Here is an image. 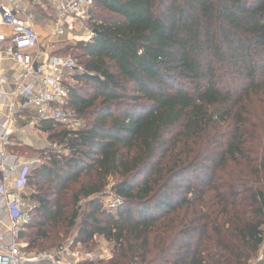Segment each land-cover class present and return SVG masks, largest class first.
I'll return each instance as SVG.
<instances>
[{
    "label": "trees",
    "instance_id": "1",
    "mask_svg": "<svg viewBox=\"0 0 264 264\" xmlns=\"http://www.w3.org/2000/svg\"><path fill=\"white\" fill-rule=\"evenodd\" d=\"M86 23L58 54L83 126L39 121L50 148L16 150L42 162L19 239L55 249L79 221L101 264H264V0H93Z\"/></svg>",
    "mask_w": 264,
    "mask_h": 264
},
{
    "label": "built area",
    "instance_id": "2",
    "mask_svg": "<svg viewBox=\"0 0 264 264\" xmlns=\"http://www.w3.org/2000/svg\"><path fill=\"white\" fill-rule=\"evenodd\" d=\"M46 1L55 10L57 24L70 18L67 23L69 29L76 26L75 21H83L93 7V0ZM31 18V15L23 16L8 6L0 5V25L10 32L4 54L19 69L12 79V89H8L6 95L5 113L0 112V264H80L82 259L73 243L50 252L33 250L28 242L19 239L33 209L25 198L26 179L42 162L35 159L19 163L7 155L6 148L11 144L6 127L22 112L31 111L36 121L49 120L73 129L72 113L65 109L66 85L70 78L83 72L70 55L42 56ZM59 26L56 35L62 36L63 30ZM2 41L4 36L0 35ZM3 83L4 79H0V92ZM119 205V199L113 196L106 202L105 209L114 211ZM109 258L104 257L106 260Z\"/></svg>",
    "mask_w": 264,
    "mask_h": 264
},
{
    "label": "crops",
    "instance_id": "3",
    "mask_svg": "<svg viewBox=\"0 0 264 264\" xmlns=\"http://www.w3.org/2000/svg\"><path fill=\"white\" fill-rule=\"evenodd\" d=\"M0 5L8 6L23 16L31 15V24L39 38L38 50L44 57L60 54L63 49L72 43L77 37H87L82 29H86L90 10H88L83 21H75L74 28L69 29L67 23L70 18L59 23L63 30L62 36H57L60 29L57 24V16L53 6L46 0H0ZM77 23V24H76ZM9 30L0 25V35L4 36V41L0 42V79H4L0 92V112L5 113L8 104V89H12V79L17 75L19 69L14 62L4 54V48L8 42ZM75 36H77L75 38ZM82 36V37H81ZM66 40V41H65ZM66 42V43H64ZM64 43V45H62ZM16 101V103H19ZM37 122V123H36ZM39 121L35 120L31 111H24L20 117L6 127V135L11 145L7 146V155L18 160L19 163L27 161L26 152L22 154L16 150L30 148L32 150H43L41 141L45 136L37 130ZM1 148V141H0ZM34 160V159H31Z\"/></svg>",
    "mask_w": 264,
    "mask_h": 264
},
{
    "label": "rangeland",
    "instance_id": "4",
    "mask_svg": "<svg viewBox=\"0 0 264 264\" xmlns=\"http://www.w3.org/2000/svg\"><path fill=\"white\" fill-rule=\"evenodd\" d=\"M87 17H89L87 15ZM91 25L92 24H88L87 23L85 24V27L86 29H82V31H84L83 34L87 35V37H82V38H79V36H75V38L77 37V39H75L72 43H70L68 46H75L77 43H80V42H87L89 41L92 36H93V33L91 31ZM66 41V40H65ZM66 43V42H64ZM64 43H62V45H64ZM70 54L72 56H74L75 58H77L79 52L78 51H74V52H70ZM77 63L79 64V59L77 58ZM68 84H72V82L70 80H68ZM80 84H78L79 86ZM73 129H70V130H76L78 128H80L81 126H83L84 122L80 119H77V117L75 115H73ZM41 145H42V149H47V148H50V145L49 143L47 142L46 138H44L42 141H41ZM53 149L55 147H52ZM56 152H62V153H65L66 154V151H63L61 147L59 146H56ZM27 192V191H26ZM113 197V193L112 191L110 190V188L108 187L99 197H98V200L100 201L101 205L103 208L106 207V202H108L111 198ZM89 200H83L79 206L84 209L85 206H86V203L88 202ZM78 228H79V221L76 223V226L70 230L69 234L67 235V237L61 241V245H68V244H71L73 243V247H76V249H78L79 251V255L82 259V261L80 262V264H101V263H98L99 261H102V262H107L106 259H104V257H107L109 258L110 257V252H111V245L108 244L107 242H105L102 238L100 237H94V239L92 241H90L88 243L87 246H83V245H78L74 243V239L76 237V235L78 234ZM75 244V245H74ZM60 245V246H61ZM56 249V248H55ZM55 249H50V248H47L45 249L44 251H53ZM264 251V246H262L260 248V252L259 254L261 255V253ZM252 264H255V262H252Z\"/></svg>",
    "mask_w": 264,
    "mask_h": 264
},
{
    "label": "water",
    "instance_id": "5",
    "mask_svg": "<svg viewBox=\"0 0 264 264\" xmlns=\"http://www.w3.org/2000/svg\"><path fill=\"white\" fill-rule=\"evenodd\" d=\"M94 32V31H93Z\"/></svg>",
    "mask_w": 264,
    "mask_h": 264
}]
</instances>
